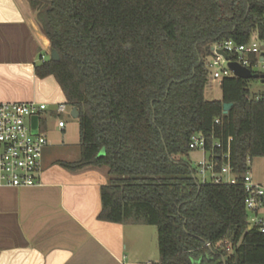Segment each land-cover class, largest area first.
Listing matches in <instances>:
<instances>
[{
    "label": "trees",
    "instance_id": "16d2710c",
    "mask_svg": "<svg viewBox=\"0 0 264 264\" xmlns=\"http://www.w3.org/2000/svg\"><path fill=\"white\" fill-rule=\"evenodd\" d=\"M28 7L59 55L41 54L34 74L52 76L78 110L79 158L57 163L106 169L97 218L155 225L158 264H264V233L248 227L240 177L200 182L188 146L193 133L206 136L208 148L221 141L216 157L228 144L238 175L247 158L264 156V99L250 96V79L224 77L219 99L204 96L208 47L264 37V0H28Z\"/></svg>",
    "mask_w": 264,
    "mask_h": 264
},
{
    "label": "crops",
    "instance_id": "0c3cea01",
    "mask_svg": "<svg viewBox=\"0 0 264 264\" xmlns=\"http://www.w3.org/2000/svg\"><path fill=\"white\" fill-rule=\"evenodd\" d=\"M47 45L27 0H0V101L45 102L36 129L49 145L47 120L65 97L52 76L34 74ZM59 119L51 128L63 131ZM105 181L100 168L72 171L41 160L38 183L0 185V264H136L124 262V224L97 218Z\"/></svg>",
    "mask_w": 264,
    "mask_h": 264
},
{
    "label": "built area",
    "instance_id": "2783aa9c",
    "mask_svg": "<svg viewBox=\"0 0 264 264\" xmlns=\"http://www.w3.org/2000/svg\"><path fill=\"white\" fill-rule=\"evenodd\" d=\"M229 55L226 59L217 51ZM210 58L206 61L208 77L218 83L224 77L234 75L228 61H235L251 72L264 73V37L253 36L245 43H236L232 39H220L208 47ZM44 57L42 56V59ZM256 67H261L259 71ZM264 99V94L252 96ZM65 103H57L56 111L65 110ZM47 104L41 101H0V185L26 186L39 182L42 151L47 144L43 132L31 129V117L39 116L46 110ZM215 123L220 119L215 118ZM59 128L64 121H57ZM230 138L227 139L229 141ZM189 148L200 153L195 164V177L200 182L227 183L238 182L243 187V205L248 213V227L264 233V181L255 180L251 173V159H246L247 169L238 175L232 170L229 146L215 156L214 149H222L220 140H213L207 147V137L201 133L190 135ZM219 159L222 161L219 169Z\"/></svg>",
    "mask_w": 264,
    "mask_h": 264
},
{
    "label": "rangeland",
    "instance_id": "374dc122",
    "mask_svg": "<svg viewBox=\"0 0 264 264\" xmlns=\"http://www.w3.org/2000/svg\"><path fill=\"white\" fill-rule=\"evenodd\" d=\"M46 47H48V45ZM44 56L47 55L44 53ZM209 58L210 55L207 54L205 60L208 61ZM256 69L259 71L262 70L261 67H256ZM248 87L251 97L255 94H264V83L258 78L250 79L248 81ZM204 96L207 99H219V83L211 81L208 77V81L204 87ZM55 104L57 103L55 102ZM65 105L64 111L52 115V117L47 120V126L50 128L47 130L46 135L51 140V143L43 148L41 157L43 162L74 161L79 158L78 119L70 114L71 106L66 103ZM58 118H62L65 121V129L63 131L51 128L55 125ZM199 158L200 153L198 151L192 150L189 152V159L194 166ZM100 169L106 173L105 168ZM251 173L255 180L264 181V156H257L251 159ZM123 239L125 243L124 262L129 260L136 264H144L146 262L156 264L158 262L157 229L155 225L124 224Z\"/></svg>",
    "mask_w": 264,
    "mask_h": 264
},
{
    "label": "water",
    "instance_id": "95a60500",
    "mask_svg": "<svg viewBox=\"0 0 264 264\" xmlns=\"http://www.w3.org/2000/svg\"><path fill=\"white\" fill-rule=\"evenodd\" d=\"M217 52L220 53L221 55H223L226 59L229 58V55L224 53L223 51L219 50ZM48 56L51 60L56 61L59 59L58 52L54 48L49 49ZM227 64L235 76L240 77V78H244V79L258 78L261 80V82L264 83V73L263 72H260V73L251 72L249 68H247V67H245V66H243V65H241L235 61H228ZM19 101H31V99L19 100ZM64 102H65V99H64ZM230 106H231V103H229V102L222 103V113L225 114L228 111ZM70 114L73 117H77L78 110L76 109V107H74V106L71 107ZM36 121H37V116H32L31 117V129L33 132H36ZM107 222H109V221H107ZM112 223H116V222H112Z\"/></svg>",
    "mask_w": 264,
    "mask_h": 264
}]
</instances>
